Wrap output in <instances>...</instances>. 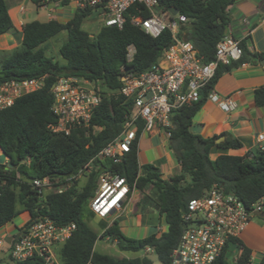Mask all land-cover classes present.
Returning a JSON list of instances; mask_svg holds the SVG:
<instances>
[{"label": "trees", "instance_id": "16d2710c", "mask_svg": "<svg viewBox=\"0 0 264 264\" xmlns=\"http://www.w3.org/2000/svg\"><path fill=\"white\" fill-rule=\"evenodd\" d=\"M30 1L38 7L51 2L67 6L70 2ZM158 3L160 11L176 9L179 16L185 18L179 38L192 43L204 64L213 62L216 47L231 25L230 9L236 0H158ZM98 14L97 8H78L67 23L33 21L25 24L20 32L10 17L6 0H0V36L11 33L19 42V47L1 62L0 83L45 77L41 90L20 97L12 107L0 111V149L9 160L6 164L0 163V228L23 211L29 213L31 221L46 217L59 225L75 223L76 231L59 253L63 264H154L148 256L118 259L96 252L99 236L116 243L122 252L140 253L150 248L158 264H170L172 251L184 230L183 215L192 199L203 196L214 185L232 193L246 206L264 198V152L255 151L253 157L250 153L212 157L214 148L228 151L240 150L243 146L237 139L227 137L224 142L217 143L216 137L204 138L190 131L194 117L219 79L244 64H261L264 52L250 51L248 40H241V59L219 65L214 78L201 92V100L173 112L168 148L180 165V173L164 179L161 162L139 163L141 123L129 152L119 163L96 157L121 134L126 115L133 109V101L117 93L123 71L135 74L149 71L174 44L173 35L166 30L154 38L134 26L133 18L148 19L151 16L140 4H134L126 11L122 29L102 24L98 33L91 35L83 29V24ZM62 32H67V39L59 54L65 63L49 57L42 47ZM130 47L135 50L132 60L128 59ZM60 77L87 79L100 84L105 91L90 126L75 129L69 135L54 134L49 129V125L56 123L51 110V88ZM255 102L259 107L264 106V88L255 91ZM89 163L92 170L85 175L84 183L80 186L76 181L62 194L54 192L41 198L32 185L34 180L44 178L65 184L66 178L79 174ZM103 172L124 178L130 192L151 191L153 196L144 197V202L157 211L167 229L139 240L125 236L119 220L110 226L101 221L99 225L104 231L101 235L93 230L85 218L95 215L89 203ZM260 218L264 220V211ZM235 244L241 250L236 263L224 256L217 264H251L252 251L240 239ZM256 261L264 264V256H259Z\"/></svg>", "mask_w": 264, "mask_h": 264}, {"label": "built area", "instance_id": "2783aa9c", "mask_svg": "<svg viewBox=\"0 0 264 264\" xmlns=\"http://www.w3.org/2000/svg\"><path fill=\"white\" fill-rule=\"evenodd\" d=\"M75 1L80 9L97 8L104 25L117 26L119 29L124 26L126 11L134 4L143 5L151 16L148 19L135 17L132 24L154 38L166 30L174 38V44L164 51L158 63L149 71L142 74L123 71L121 88L117 93L133 101V109L126 115L121 134L108 143L96 158L119 163L135 141L140 123L143 124V133L163 131L169 138L170 129L173 128V112L198 103L201 92L212 81L219 65H229L242 57L241 41L226 35L216 47V59L204 64L192 43L179 38L185 18L179 15L174 17L170 11H160L158 0ZM129 52H132L130 48ZM134 52L131 58L128 53L129 60H132ZM44 84L45 77L0 83V111L12 107L20 97L41 90ZM51 92V110L56 123L49 125V129L54 134L69 135L75 129L90 126L105 91L100 84L87 79L60 77ZM111 93L114 94H107ZM208 99L217 102L225 112L234 107L233 101L218 100L211 91ZM256 151L264 152V131L256 138ZM250 156L253 157V152H250ZM91 170L92 164L89 163L79 174L66 178L65 184H60V180L44 178L34 180L32 185L41 198L54 192L62 194ZM130 194V187L124 178L103 172L99 175L98 188L90 200L89 208L100 218H114L125 206ZM263 211L264 198L246 206L232 193L214 185L203 196L189 202L183 215L184 230L177 247L172 251L170 264H217L224 256L230 261L228 255L232 249H237L239 255L241 253L235 241L240 239L248 223ZM30 221L31 217L11 238V261L14 264H63L59 253L76 231V224L59 225L46 217ZM146 250L151 251L150 248ZM239 255L231 263H236ZM251 264L259 263L252 259Z\"/></svg>", "mask_w": 264, "mask_h": 264}, {"label": "crops", "instance_id": "0c3cea01", "mask_svg": "<svg viewBox=\"0 0 264 264\" xmlns=\"http://www.w3.org/2000/svg\"><path fill=\"white\" fill-rule=\"evenodd\" d=\"M6 3L14 26L20 32H22L25 24L33 21L67 23L78 9L75 0H70L67 6L61 5V8H59L58 2H51L41 7L34 5L30 0H6ZM230 15L232 22L226 31V35L233 36L240 41L247 39L250 51L264 52V0H236L230 9ZM88 26L87 32L90 34L96 32L97 34L102 25L96 31L94 25ZM18 47L19 42L11 33L0 36V52L3 55L13 52ZM130 51L134 52L135 50L130 47ZM260 88H264V66L262 64H244L238 69L224 74L215 84L211 93L216 95L218 100L230 99L233 101L234 107L225 112L220 109L217 102L207 99L194 117L190 131L204 138L216 137L218 143L224 142L227 137L237 139L243 146L240 150L228 151L214 148L212 153L215 156L220 154L243 156L246 153L255 152L256 138L264 131V106L259 107L255 102V91ZM168 145L169 138L163 131L143 133L139 142L138 159L140 165L161 162L162 174L164 171L170 173L166 177L170 178L179 174L180 165L175 160ZM0 153L3 155L1 149ZM5 162L2 164H6ZM132 203L131 201L127 204L124 213H122L124 215L119 218L116 217V220L122 219L125 223L131 222L132 216H129L127 211L132 210V208H128L132 206ZM135 218L138 223L143 222L141 216ZM1 228L3 229V227ZM157 228L159 227H155L153 233L156 232ZM164 228L167 229L166 226ZM17 229L18 227H16V231ZM102 232L103 230L101 234ZM15 233L9 235L5 232L0 235L1 252L9 253L11 238ZM101 239L116 246V243L107 238ZM240 241L252 251V257L255 261L259 256H264V222L261 219H252L241 233ZM10 264H14L11 259Z\"/></svg>", "mask_w": 264, "mask_h": 264}, {"label": "rangeland", "instance_id": "374dc122", "mask_svg": "<svg viewBox=\"0 0 264 264\" xmlns=\"http://www.w3.org/2000/svg\"><path fill=\"white\" fill-rule=\"evenodd\" d=\"M59 5H60L59 8H61L62 4L59 3ZM102 24H103V18L100 15L99 16L95 15V16L90 17L88 20L85 21L83 28L88 31L89 30L88 25H94L95 26L94 30L96 31L98 28H100V26ZM91 34L95 35L96 32H91ZM66 39H67V32H62L59 35H57L56 37L49 40L47 43H45L42 47L47 51V55L49 57L54 58V60H56L60 63H65L63 58L59 54V50H60L61 46L63 45V43L66 41ZM9 54L3 55L0 52V66H1V62H2L3 58ZM131 56H132V52H129V57L131 58ZM214 156H215V154L212 153V157H214ZM5 157L6 156H4L0 153V163L1 164L4 163V161H6L5 163H7L9 161L8 158L7 157L5 158ZM171 172H173V171H171ZM164 174L162 177L164 179H167L168 177H166V176L170 173H167L166 171H164ZM84 180H85V178L79 180L80 186L84 183ZM152 196H153L152 192L149 190L145 193H142L139 190H134L131 192L129 199H128L127 203L125 204V206L122 208V210L120 212L116 213L114 218H116V217L119 218L120 216H123L124 214H122V213H124V210H125L124 208H126L127 204H129V202H131V201L133 202L132 206L128 207L129 209L132 208V210H130V212H129V210L127 211L128 215L132 216V218L130 220L131 222L125 223V221H123L122 219L119 220L120 225H121V230L125 236L132 238V239H135V240H139V239H143V238L153 234L155 227H159L156 230L159 233H162L163 231L166 230L164 228L165 226L163 225V222H161V220H160V216L157 213V211H155L150 205H147L144 202V197H152ZM132 198H134V199L132 200ZM134 216L135 217L141 216L144 223L143 222L138 223V220ZM255 218L257 220L261 219V221L264 222V220L262 218H260V215L256 216ZM29 219H30V215L28 212H25V211L21 212L16 219H14L12 222L5 225L3 227V229L2 228L0 229V235H3L5 232H7L9 235L13 234L14 232H16V227H18V228L22 227L23 225H25L29 221ZM85 219L88 222V224L90 225V227L93 230H95L99 235L101 234V231H102L100 228V225H99V220L100 221H106L109 224L113 223V220L111 217L103 219L97 215H94L93 217L88 216ZM95 250L99 253L108 254V255H110L114 258H118V259L148 256L149 258H151L153 260L154 264H158V260L152 251L144 250L140 253L122 252L118 249L117 244H116V246H114L110 242H105V240L101 239L100 236L96 242ZM238 255H239V251L237 249H232L231 252L229 253L228 257H229L230 261H232ZM0 264H10L9 253H4V252L0 251Z\"/></svg>", "mask_w": 264, "mask_h": 264}, {"label": "water", "instance_id": "95a60500", "mask_svg": "<svg viewBox=\"0 0 264 264\" xmlns=\"http://www.w3.org/2000/svg\"><path fill=\"white\" fill-rule=\"evenodd\" d=\"M169 11L172 14V16H174V17H177L179 15V13H178V11L176 9H170ZM261 64L264 66V60L262 61ZM217 143H218V141H217Z\"/></svg>", "mask_w": 264, "mask_h": 264}]
</instances>
